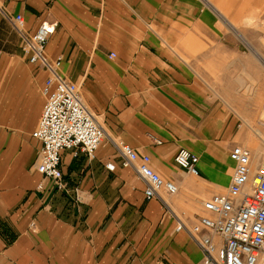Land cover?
I'll return each instance as SVG.
<instances>
[{"label":"crops","instance_id":"1","mask_svg":"<svg viewBox=\"0 0 264 264\" xmlns=\"http://www.w3.org/2000/svg\"><path fill=\"white\" fill-rule=\"evenodd\" d=\"M0 5V264H201V250L176 230L174 214L194 223L203 201L231 182L230 152L245 143L237 129L243 120L210 86L264 85V57L246 40L264 37V0ZM18 14L30 33L44 21L58 23L47 56L63 57V73L80 81L106 132L148 154L177 194L147 200L145 183L109 141L93 158L62 151L65 190L36 170L48 71L24 55L8 18ZM181 148L199 155V175L175 163Z\"/></svg>","mask_w":264,"mask_h":264},{"label":"built area","instance_id":"2","mask_svg":"<svg viewBox=\"0 0 264 264\" xmlns=\"http://www.w3.org/2000/svg\"><path fill=\"white\" fill-rule=\"evenodd\" d=\"M0 9L3 10L1 5ZM8 18L22 38V50L28 61L48 71L43 88L46 102L36 131L42 143L36 170L45 179L52 180L57 189L65 190L62 151L83 152L93 158L99 147L109 141L116 148L121 165L133 168L145 183L147 200L165 202L164 193L177 194L178 185L153 168L148 154L139 153L106 132L98 116L85 104L81 86L62 72L63 57L50 59L47 56L46 47L58 23L44 21L30 33L23 15ZM116 57L115 52L109 54L110 59ZM230 158L235 167L227 191L203 201L205 213L198 215L192 224L174 214L176 230L186 232L197 244L202 253L201 264H264V160L257 164V171L253 173V152L241 144L233 147ZM174 161L188 174H200V157L191 150L179 149ZM107 168L114 170L115 166L108 164ZM250 182L252 191L247 189ZM43 188L40 183L38 189ZM34 226L32 222L31 227Z\"/></svg>","mask_w":264,"mask_h":264},{"label":"rangeland","instance_id":"3","mask_svg":"<svg viewBox=\"0 0 264 264\" xmlns=\"http://www.w3.org/2000/svg\"><path fill=\"white\" fill-rule=\"evenodd\" d=\"M263 26L264 23H259L260 29H264ZM163 40L169 44V39L168 41L166 39ZM246 40L253 42L252 44L256 46L260 54L264 57V37ZM243 43L244 45H247L245 40ZM244 80L245 79H243V81ZM77 82L76 83L80 85V81ZM80 89L83 94L82 86ZM210 90L212 97H227L230 100L227 102V104L230 106V110L232 112H237L241 116L239 118L245 122L242 123L243 121H239V127H237V129H240L242 131V134L245 138V143H242L241 145L248 147L253 152V169L255 168L254 171H257V164L260 163V161L264 160V85H212L210 86ZM235 98H241V100L234 102L233 100ZM212 104H215V102H212ZM257 129L262 131L263 135H258L255 132V130ZM255 150L257 152L256 154Z\"/></svg>","mask_w":264,"mask_h":264},{"label":"bare ground","instance_id":"4","mask_svg":"<svg viewBox=\"0 0 264 264\" xmlns=\"http://www.w3.org/2000/svg\"><path fill=\"white\" fill-rule=\"evenodd\" d=\"M255 169V168H254ZM256 172V170L253 172V173H255ZM254 178V177H253ZM247 189L249 190V191H252V189H253V185H252V183L250 182L248 185H247Z\"/></svg>","mask_w":264,"mask_h":264}]
</instances>
